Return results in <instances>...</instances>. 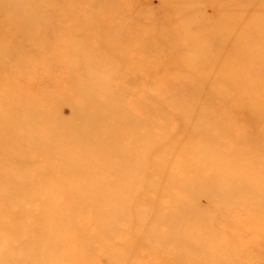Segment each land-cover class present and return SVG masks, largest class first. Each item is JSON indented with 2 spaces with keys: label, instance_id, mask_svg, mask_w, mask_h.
Listing matches in <instances>:
<instances>
[{
  "label": "rangeland",
  "instance_id": "obj_1",
  "mask_svg": "<svg viewBox=\"0 0 264 264\" xmlns=\"http://www.w3.org/2000/svg\"><path fill=\"white\" fill-rule=\"evenodd\" d=\"M0 264H264V0H0Z\"/></svg>",
  "mask_w": 264,
  "mask_h": 264
}]
</instances>
